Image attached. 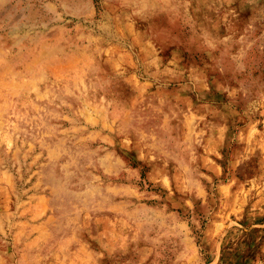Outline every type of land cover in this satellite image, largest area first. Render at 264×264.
Here are the masks:
<instances>
[{
    "label": "rangeland",
    "instance_id": "rangeland-1",
    "mask_svg": "<svg viewBox=\"0 0 264 264\" xmlns=\"http://www.w3.org/2000/svg\"><path fill=\"white\" fill-rule=\"evenodd\" d=\"M0 264H264V0H0Z\"/></svg>",
    "mask_w": 264,
    "mask_h": 264
}]
</instances>
